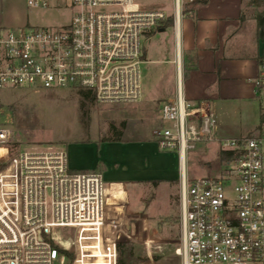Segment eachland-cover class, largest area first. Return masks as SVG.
I'll list each match as a JSON object with an SVG mask.
<instances>
[{"label": "built area", "instance_id": "1", "mask_svg": "<svg viewBox=\"0 0 264 264\" xmlns=\"http://www.w3.org/2000/svg\"><path fill=\"white\" fill-rule=\"evenodd\" d=\"M172 2L175 19L182 0ZM25 4L67 10L69 18L56 26L0 27V90H91L95 101L109 104L140 99L142 41L167 19L164 11L141 9L135 0ZM253 83L255 94L264 98V60ZM159 112L164 126L153 130L156 145L178 157V264H264V132L221 136L208 103L187 101L179 92L162 102ZM12 136V129L0 125V264H64L57 250H68L59 243L62 228L75 229L72 264H88L91 253L82 243L93 241L86 229L95 226L106 264H117L116 244L130 237L129 231L133 235V225L128 231L109 217L111 183L99 171L71 169L64 148L12 152ZM200 142L228 152L219 173L187 172V153ZM150 249L147 257L154 264ZM131 264L144 263L132 258Z\"/></svg>", "mask_w": 264, "mask_h": 264}, {"label": "rangeland", "instance_id": "2", "mask_svg": "<svg viewBox=\"0 0 264 264\" xmlns=\"http://www.w3.org/2000/svg\"><path fill=\"white\" fill-rule=\"evenodd\" d=\"M135 1L141 8L159 6L168 12L173 10L172 0ZM68 18L67 10L29 9L25 0H0V27L11 28L24 24L56 26ZM163 39L159 42L158 38L153 37L150 42L142 41L148 49L150 60L154 58V53L158 59L169 58L165 57L163 50L169 45V37ZM170 68L173 69L172 63L141 62V97L138 101L118 104L94 101L88 104L83 100L81 110V97L75 90H0V125L13 131L12 152L33 146L43 148L53 145L66 149L72 158L75 146L94 142L108 149L111 169L127 166L146 168L139 181L126 184L117 182L106 188L109 217L118 219L120 225L117 227H121L122 222L126 229L133 225V235L127 229L130 237L122 236L119 242L128 244L136 263H151L147 257L150 248V258L154 264L179 263V257L175 254L179 243L178 157L176 152L169 154L156 145L153 130L164 126L159 118L162 101L148 95L156 91L159 94L162 91L160 88L168 86ZM160 71L167 79L160 81ZM217 110L221 118L235 126L230 136L248 135L249 130L258 124V110L252 105L233 102L223 104ZM116 137L119 139L115 140ZM93 149V146H89L85 150L90 155ZM157 167L162 170H147ZM220 169L221 159L213 142L197 143L187 153L186 170L190 175H214ZM117 174L121 175L118 172L109 173L110 177L105 176L104 181L108 183L115 176V180H119ZM127 217H131L128 222L125 221ZM142 221L146 228L141 229ZM86 230L90 232L88 234H93V241L82 243L83 251L91 253L88 264H106L101 250L100 228L95 226ZM57 233L60 245L74 250L72 241L75 229L62 228ZM68 263L69 260L65 258L64 264Z\"/></svg>", "mask_w": 264, "mask_h": 264}, {"label": "crops", "instance_id": "3", "mask_svg": "<svg viewBox=\"0 0 264 264\" xmlns=\"http://www.w3.org/2000/svg\"><path fill=\"white\" fill-rule=\"evenodd\" d=\"M141 9H160L168 16L159 26L146 33L143 40L150 42L155 37L161 42L166 36L169 37V45L163 49L165 57L169 58L158 59L154 53V58L150 60L148 49L142 43V62L173 64L167 76L168 86L160 88L162 91L159 94L155 90L156 93H149V96L164 102L174 99L179 92L187 101H206L214 113L221 136H230V131L235 127L218 114L217 109L223 104L252 105L258 110L259 118V110L264 105L262 98L255 94L253 80L259 61L264 60V31L260 36L257 25L258 16H264V2L182 0L175 19L173 10L168 12L163 7ZM159 74L160 81L167 79L162 71ZM89 146L94 148L90 155L85 150ZM108 152L107 148L99 147L94 142H85L75 146L72 158L68 153V165L74 170L99 171L103 178L110 177L111 172L121 173L117 174L119 180H115L116 176L109 180L111 184L137 182L143 178L145 167L111 169Z\"/></svg>", "mask_w": 264, "mask_h": 264}, {"label": "trees", "instance_id": "4", "mask_svg": "<svg viewBox=\"0 0 264 264\" xmlns=\"http://www.w3.org/2000/svg\"><path fill=\"white\" fill-rule=\"evenodd\" d=\"M200 2H204L206 0H199ZM253 3L256 2H264V0H250ZM257 25L259 29V35H263L264 31V16H258L257 19ZM78 94L81 97L79 108L81 110L82 105L84 104L83 100H86L88 104H93L95 101L94 95L91 90H78ZM81 121L82 118H81ZM264 125V108H260L259 110V118H258V124L255 127L253 131H251L248 135H256L260 134L263 130ZM119 137H116L115 140H118ZM228 156V152H219V158L222 159L224 157ZM58 253L60 255H64L65 258L69 260L70 264L73 262L74 259V250H65L61 247H57ZM116 250H117V264H131V259L133 258L132 252L128 247V244L125 242H117L116 244Z\"/></svg>", "mask_w": 264, "mask_h": 264}, {"label": "bare ground", "instance_id": "5", "mask_svg": "<svg viewBox=\"0 0 264 264\" xmlns=\"http://www.w3.org/2000/svg\"><path fill=\"white\" fill-rule=\"evenodd\" d=\"M106 195H107V189H106Z\"/></svg>", "mask_w": 264, "mask_h": 264}]
</instances>
